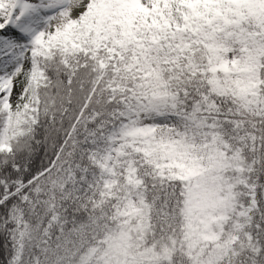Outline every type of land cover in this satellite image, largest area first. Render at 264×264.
<instances>
[{"label":"snow or ice","instance_id":"snow-or-ice-1","mask_svg":"<svg viewBox=\"0 0 264 264\" xmlns=\"http://www.w3.org/2000/svg\"><path fill=\"white\" fill-rule=\"evenodd\" d=\"M0 264H264V0H0Z\"/></svg>","mask_w":264,"mask_h":264}]
</instances>
